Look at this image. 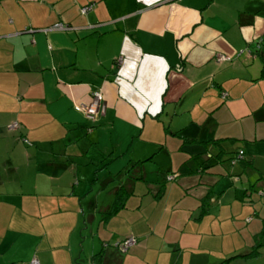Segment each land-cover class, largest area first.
I'll list each match as a JSON object with an SVG mask.
<instances>
[{
  "label": "crops",
  "instance_id": "obj_1",
  "mask_svg": "<svg viewBox=\"0 0 264 264\" xmlns=\"http://www.w3.org/2000/svg\"><path fill=\"white\" fill-rule=\"evenodd\" d=\"M262 57L264 0H0V264H264Z\"/></svg>",
  "mask_w": 264,
  "mask_h": 264
},
{
  "label": "built area",
  "instance_id": "obj_2",
  "mask_svg": "<svg viewBox=\"0 0 264 264\" xmlns=\"http://www.w3.org/2000/svg\"><path fill=\"white\" fill-rule=\"evenodd\" d=\"M89 8V5L82 6L80 8V11L84 13ZM55 28H63V26L59 23L53 24L47 29H55ZM218 59H225V57L218 56ZM101 100V93L100 90H93L90 94V101L88 104L83 105L82 107H77V109H80L82 113L84 114L85 118L89 120H94L98 114L99 109V103ZM17 126V123L14 121L10 123L8 128H15ZM241 154V151L238 152ZM173 175H167L166 179H172ZM136 243L135 238L133 236H127L124 239L120 240L118 243H115V247L119 251H126L127 249L134 246ZM29 264H38L36 260H31Z\"/></svg>",
  "mask_w": 264,
  "mask_h": 264
},
{
  "label": "trees",
  "instance_id": "obj_3",
  "mask_svg": "<svg viewBox=\"0 0 264 264\" xmlns=\"http://www.w3.org/2000/svg\"><path fill=\"white\" fill-rule=\"evenodd\" d=\"M258 78L259 79H264V57L261 58V66H260ZM87 120L88 121H92V122L94 121V120H89V119H87ZM122 189L123 188L120 187L119 189H117L115 191V196H114V200H113L112 204L106 210H104V212H103V220H107L108 218H110L112 215H114L120 209V207L123 206V202H122L123 201V198H122L123 190ZM261 222L262 223H261V228H260V231H259V237L264 235V219ZM257 239H258V237H257ZM258 246H259V241L255 242L252 245V249L251 250H249L246 253L239 254V256H254L257 253V247Z\"/></svg>",
  "mask_w": 264,
  "mask_h": 264
},
{
  "label": "rangeland",
  "instance_id": "obj_4",
  "mask_svg": "<svg viewBox=\"0 0 264 264\" xmlns=\"http://www.w3.org/2000/svg\"><path fill=\"white\" fill-rule=\"evenodd\" d=\"M186 120L188 121V119H186ZM203 126L204 127H201L202 128V131L201 132H203L204 130H206L204 124H203ZM184 127H188V125L185 124ZM238 127L240 128V126H238ZM185 131L188 133V135H189V133H193V132L188 131L187 129H185ZM237 133H239V132L238 131H235V130H229V131H226L225 133H223V134H225V138H228V139H224V146L228 148L227 149L228 152H231L229 154L231 158L228 159L229 160V165H227L228 167L230 166V164L236 163L238 159L243 158L242 150H238V148L242 146V141L241 140H237V139H231V138H236L237 137L236 136ZM185 137L189 138V136H185ZM221 137H223V136H221ZM243 143H244V141H243ZM239 151H241V154L238 153ZM81 170H84V168H82ZM98 185H99V183H98ZM99 193L101 194V196H105V191H102L101 190Z\"/></svg>",
  "mask_w": 264,
  "mask_h": 264
}]
</instances>
